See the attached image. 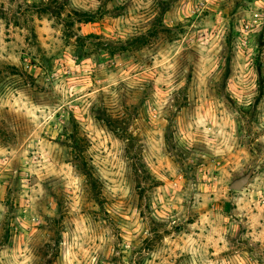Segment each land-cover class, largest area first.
Returning <instances> with one entry per match:
<instances>
[{"label": "rangeland", "instance_id": "rangeland-1", "mask_svg": "<svg viewBox=\"0 0 264 264\" xmlns=\"http://www.w3.org/2000/svg\"><path fill=\"white\" fill-rule=\"evenodd\" d=\"M0 264H264V0H0Z\"/></svg>", "mask_w": 264, "mask_h": 264}]
</instances>
